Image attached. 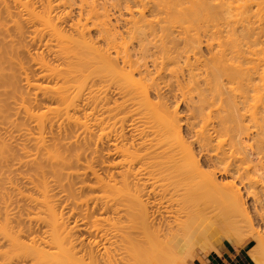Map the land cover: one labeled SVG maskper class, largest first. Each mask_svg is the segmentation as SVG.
Returning <instances> with one entry per match:
<instances>
[{"label":"rangeland","instance_id":"obj_1","mask_svg":"<svg viewBox=\"0 0 264 264\" xmlns=\"http://www.w3.org/2000/svg\"><path fill=\"white\" fill-rule=\"evenodd\" d=\"M1 1H3V3ZM19 1L22 2V1H29V0H19ZM41 1L40 0H30L27 3H28V6L30 9L34 8V10L37 11V13L39 12V14H40L43 10L45 11V9L43 8L44 7L43 3L45 1L44 0L42 2ZM55 1L56 0H54L53 2H55ZM87 1H89V2L92 1L90 4H92L93 6H91L89 4V2L86 3V5L84 4L85 6H82V8L84 7L83 9L85 11L82 8H80L81 10L78 9L79 6L77 4H79V3L76 2L75 6L70 5L71 8L69 7V3H67L68 5L65 4L64 8H62L63 7L62 5H61V7H59L60 5H58L59 8L57 6L51 7V10L49 12V16L52 15L50 18L52 19L51 23H53L55 26L54 29H56V27H57L58 30H56V31H59V33L61 32L64 35V38L67 37L68 39H70V38L73 39L75 42V45H76V41H77V46L80 48L79 49L80 51H79L78 49L75 48L77 46H75V45L73 46V40H72V45L70 43L71 46L69 45V42L64 43L66 47L68 45L71 48L73 47L72 49H68V54L71 53V55H66V54H64L65 51H63V49H60V46L59 47L56 46V44H57V41L55 39L56 37H54L53 33L49 32L50 31L49 29L44 30L45 28L40 26L39 23L36 24L37 22L35 23V22H33V20L31 21L29 18H27L28 15H27V13H25L26 11L25 10L20 11L22 9H20L17 5H15L16 3H13L14 0H0V5L2 6V7H0V10H1L0 11V17L2 18V15H3V18L0 19V29L2 30L0 32V34H1L0 37L2 39V40H0V45H1L0 50L2 51V52L0 51V55L2 56V53H3V56L5 54H7V58L10 57L7 60H10L13 62V64H12L11 62H9V61L7 62L5 60V63L6 64L8 63V64L7 65L2 64V66H1L3 68L5 67L3 70L4 76L6 75L5 78H7V75H9L12 78L10 79L8 76L9 80H6L5 78H4L5 79L4 81L0 80V86L3 82L5 83V84H2V86H1V88L3 87L4 91H1V88H0V96L2 95L0 98V102L3 104V105L0 104V108L2 109L0 111V143H2V141H3L5 146L8 145L7 148L11 147L10 149L8 148V150H10V151H8L10 153V155L7 158V160H5L6 162L7 161H9V162L8 163L0 162L1 163L0 166L2 167V168L0 167L1 168L0 174L1 173L4 174V175L2 174L4 177H2L0 175L2 177V178L0 177V210H1L0 211V220H2L1 218L3 216L1 214L3 211V205H2L3 203L2 202L5 199L4 200L5 205H6V203H8L6 206L8 208L7 209L8 213H10L9 215L12 216V218L14 217L13 219H10L12 227H14L15 229H18V228L20 229L23 226L25 228L24 229L22 227L23 230L21 231V232H23V233H21V240H23L24 242H28L30 237H33V236L35 237V238L34 237L33 238L37 240V243L40 245V248L43 251H45L46 254L48 255L47 260L45 261L47 264H60L59 262H62V264H63V263L68 262L67 258H70V259L76 258L77 260L79 258H81V259H83L84 263L87 262V255L84 252V247L88 242L91 243L94 240V237H93L94 232L92 231L93 228L90 230V225L87 226L84 223L87 221V218L90 221H93V219H95L96 217H98V219L102 218L104 221H102L100 223L103 226V228L108 230L107 231L108 233H112L113 230L116 229V227L119 228V226H122V224L125 223L124 221L126 220L125 218H127V217L121 211H112L108 207L112 206V208H114V204L116 202H118L121 198H124L122 196H124V194H125V191H124L125 188L130 189V190L127 189L129 191H126L128 194L132 193V188L134 186V183L135 182L137 183L136 178L139 177L136 175L137 173L135 174V172H136V170H139L138 166L141 165V163L138 162L135 157L140 155L147 148L146 146H148V144H150V140L152 138H155V134H157L156 131L161 130V129H159L158 126H156V125H158V118L161 119V117L166 115V114L170 115V118H172V116H173L172 119L175 121L174 123L179 125V126L178 125L176 126V124H175L177 131H178V134H180L179 136H181V137H178L175 134H173L176 136V137L174 136V139H173V135L171 134L172 137H170L171 139L169 138V141L170 140H172V141L176 140L177 141V140L182 139L186 143V145L187 144L190 145V147L193 149V152L195 153L194 155H197V156H195L196 159L198 158L199 154L197 153V148H196L197 146L195 144H192V142H193V138H192L193 132L192 131H197L201 127V125L204 123V120H203L204 117L201 116V114H202L201 112L206 110L205 112H203L204 114H206L207 110L210 107L208 109L206 108L203 111L200 110L201 112L197 110L198 109L197 107H199L200 102L201 103H202V101L205 102L206 98H208V100L210 98V101H211V99H213V101L215 102L214 103L215 107H216V104H219V101L216 100L218 98V96L215 99V97H213L215 95V93L212 92V94H210L211 93L210 91H212V90L210 89V87H208V83L206 81L204 82V80H203L205 75H203L204 73H203L202 68L206 70V68H204V67H206L205 63L207 64L211 60L210 56H213V52L214 51L218 52V50H221L222 47L221 48L219 47V49H218V47L215 46L217 43L219 44L221 39H223V38L225 39V40L223 39L224 41L222 40L220 42L221 45L224 46L225 48H227V46L230 43L234 44V41L233 42L230 41V43H229V39H228V37H226L227 35L225 36L226 33L223 32L225 30L228 31V28H229V30L231 28L234 29V32L237 31V32H235V35H234L235 38H233V36H231V37L234 40H236V43L239 41L237 43L238 47L236 44H234L236 46H234V45L232 46L230 44L232 46L231 51L233 52V54H235V53H238V51L235 52V50L240 49L239 51L242 52V56L245 55L244 60H242V57H240L241 60L240 59L239 60L241 61V63L237 59L238 56L234 57L236 54L233 56L234 58L231 56L230 59H232V58L234 59V60L232 59V62L234 61V64H236V61L238 60L237 62H239V64L243 67V69H244V67L250 69L249 70V72L251 74L250 77L252 78L251 80H249L248 89L245 92L246 93L245 94L246 100H245L244 106H243V103L241 104L242 106L240 105V103L238 105V109L241 110L239 112L245 113L248 117H250L252 115V113H254L255 111H258V110L264 108V75H263L264 74V15L263 14L260 15V13L256 11L257 8L255 10L256 6H253V5H252V7H251V5L249 6L251 11L247 13L248 15L247 14L241 15L240 13L237 15L236 10H238V8L239 9L242 8L246 4V0H237L236 2H234L232 4V10L229 13L230 15H228V14H227V16L225 15V18H224L225 20H224L222 18L224 16L220 15L221 17H219V15H218V13L219 14L221 13V7H222L220 5L221 0H219L220 2L218 0L217 1L212 0V2H210V3H212V5L210 4L209 6L212 7L213 11H212V9H209L208 11L211 10V12H209V13H211V15L209 13H207V8L209 6H207V8H205L204 11L200 10L201 6L199 4H201V0H200V3L198 2L199 0H197V1L192 0L191 3L189 2L191 0H189V1H187V4L184 3V0L183 1L180 0L181 3H180V1H177V0H167L168 3L166 2V0H165L166 3L162 2V0L161 1L159 0L160 2L158 0H156L159 3L162 2L160 5L155 0H149L148 4H150L152 6L151 8L155 11V8H154L155 5L154 4H156L157 5L156 8L159 7V11L158 12L157 11H155V12L150 11L149 13H152V14H148L147 11H144V13H145V15H143V17L145 16L144 21L147 20V22L149 21V23L151 21H154L155 23L154 22L150 23V26H152V27L154 26V28L156 26H157L156 28H158V25L161 26L160 28H162V27H164V24H166L167 25L166 28L173 31L172 36H170V38L172 37V43H174L173 42L174 40L178 43V44H176V42H175L176 45H172V46H174V47L176 46L178 48L174 49L173 47H171V48H173L172 51L175 50L174 53H172L171 49L168 48L169 52L171 54L170 56H169V53L166 54L167 52L164 53L163 51L158 50L159 51L158 53L160 55H162V57H161L160 55H158V53L156 54L158 57L160 56L159 61L161 59H163V56H165V55L167 56V58L163 59L164 61L162 60L163 62L160 61V63L165 62L164 65L161 63L163 65V67L162 66L159 67V65H158L159 61L156 60L158 62L157 64L155 63L157 69L156 68L154 69L153 66H152L153 70H152V68H150L151 65H153L152 59L154 58V56H152V59H149V61H148V59L145 60V61H148V62H145L148 64V65L145 64V67L147 70L149 68V71L152 74L151 76H149V78L153 77L151 79H153V80L156 79L153 81L152 84L150 82L152 80L147 79L148 77L144 76L145 77L144 78V77H142V75H141V77H139L140 75H138L139 74L138 72H136V73L130 72L131 76L133 75L132 76L133 80H128V78H127V80H128V85H127L128 87H127L125 84H123L125 82L127 83V81L122 80V77H127V76H124V74H122V73H125L127 71V66L121 67L120 62H118L117 66L114 67L115 72H114V69L113 70L111 69V71L109 70V72L106 70L104 72L102 70L98 71V69H97V71L94 72L92 70L93 69L92 67H91L92 69H90V67H89L90 64H87V62H85V61H80V58H81V60H83L84 59L83 57L84 56L86 57V53H87V47L83 46L85 44L81 43L80 38L83 37V41L87 39L86 42L89 40L90 41L89 45H91L90 43H92V46H94V47L105 48V42L103 44L102 39H104V41H105L107 35H109V34L113 35V33L115 34V32H119V33L121 32V34L123 35L122 38H124V36H125L127 39L124 38L125 39V41H124L122 39L117 38L119 41L116 39V42H117V43L115 42L117 44L116 46L125 42L126 47L127 46L128 47L126 48L124 46L125 45V43H124V44H122L121 49L126 48L129 51L134 49L133 51H136L135 49H137V46H135V45L138 42V40H134L131 37L126 36L122 32L124 29L122 27L123 23H121V21H119L121 23V25L120 24L117 25L114 22V20H116V18L120 14H122L123 19L128 18L129 14L127 13L128 14L127 15L125 12H123L124 8L122 6L123 2H120L121 0H115V1H113V0H95V1L94 0H86V2ZM144 1L147 3L146 0H144ZM150 1H153V2H150ZM53 2L51 4L56 5ZM115 2H116V5L120 4V3L121 4L116 6ZM178 2L180 3V5H178L179 4ZM185 2H186V0H185ZM188 2L190 4H192V6L196 9H192L193 7H191V5ZM214 2L217 4H215ZM94 3H96V4L94 5ZM173 3H174V5H173ZM175 3H177L178 7L176 6ZM218 3H220V4H218ZM168 4H171L172 6L168 5ZM184 4H185V6H187V5H189V6H187L185 8ZM66 5L68 6V8ZM87 5H88V8L86 7ZM166 5H167V7H166ZM89 6L92 7L91 8L92 10L96 9L98 6V8H97L98 10L96 9L98 12L95 10L98 13V15H101L100 13L106 12L105 13L106 15H103V16L105 18H106V16L109 17L108 18L109 21L111 20L110 24L111 25L113 24L112 25L113 27H115L117 25V27L113 28L114 30H112V31H111V29L106 31V33H105L106 35L103 34V36L102 35L100 36L97 33V31L95 30L96 27L94 29L93 28L94 26L92 25L93 22H95V21H93L94 20L93 18L96 16V12H95V16L93 17L92 10H91V13L89 11L90 10ZM163 6H165L164 8L166 10L168 8L169 11L167 10V12H166L164 10V8H162ZM180 6H181V8H180ZM183 6H184V8H183ZM213 6L215 7V9ZM4 7H6V8L3 9ZM75 7H78V8H75ZM172 7H174V8L172 9ZM40 8H42V9H40ZM52 8H53V10H52ZM55 8H56V10H55ZM137 8L140 9V7H137ZM137 8L136 9L134 8V10H132L133 12L135 11V13H133V15H134L133 18H135V16L136 17L139 16V14L136 12ZM182 8H183V10H182ZM2 9H3V11L6 10L8 12L7 13L8 16L10 15L11 17L10 16L6 17V14H5L6 11L3 12ZM64 9H66V10L69 9L68 13L70 12L71 14H66L64 16V14H65L64 11H66ZM177 9L178 10L180 9L179 10L180 12ZM261 9H264V7H262ZM86 10H88L89 13ZM101 10H103V11L101 12ZM156 10H158V8ZM171 10H172V13H171ZM176 10L178 12H176ZM190 10H192V11H190ZM194 10H195V13L193 12ZM44 11L42 12V14H44ZM82 11H84V12H82ZM196 11H198V12L200 11V12L197 14ZM217 11H219V12L216 13ZM262 11H264V10H262ZM169 12L171 13V15L169 14ZM183 12H186V14ZM187 12L190 13L192 16L188 15ZM201 12H202V15H201ZM212 12H213V15H212ZM66 13H67V11H66ZM79 13L84 15V16L86 14L87 17L89 15L90 16L92 15L91 16L92 18H90V16H89L88 19H91L93 22H91V20H89L87 22L86 19L84 20V16L78 15ZM136 13L138 15H136ZM203 13H204V16H203ZM168 14L170 17L168 16ZM184 14L187 15L186 16L187 18L184 17L185 16ZM222 14H224V13H222ZM77 15L81 16V18H79ZM86 16H85V18H87ZM103 16H101L102 17L101 19L104 18ZM194 16H195V18H194ZM211 16L214 18H210ZM98 17L100 18V16H97L96 17L97 20L95 19L97 23H99ZM112 17H113V19H112ZM218 17H219V19H218ZM78 18L80 19L79 20L80 24H83L84 22H86L85 24L89 25V26L88 25L85 26L83 24L84 28L86 27L85 31H86V29H88V30H87V32H85L86 34H83L82 37H80L79 36L80 34H78L80 32H77V31L75 32V30H76L75 28H77V30L79 28H83L82 25H81L82 27L78 26L79 28L75 27V23L77 22ZM139 18H140V16H139ZM139 18H137V19H139ZM165 18L166 19L168 18V19L166 20ZM193 18H194V20H193L194 22L192 21ZM196 18H198V19H196ZM242 18H244V19H242ZM9 19H11V20H9ZM173 19H175V22ZM178 19H180V21H183V22H181L182 23L181 29L179 27L180 23L177 22ZM201 19H203V20H201ZM222 19L224 20L225 23L223 22ZM237 19H238V22H237ZM159 20H161V21H159ZM185 20H188V21L184 22ZM242 20H244V21L242 22ZM11 21H13V22L15 21L14 23H19L20 25L19 24L18 25L20 27H22L21 31H20V34L21 33L22 34L20 36H19V34H17L18 36L16 35V33H17V32H15L16 29H15V27L12 26L13 22H11ZM164 21H168V23L164 22ZM209 21H211V23H212L211 25L209 24L210 23ZM1 22H3V26L1 24ZM147 22H145V23H147ZM219 22H221V23H219ZM240 22H241V24H240ZM79 23L78 24L76 23V24L80 25ZM90 23H92L91 26H90ZM149 23H147V24H149ZM171 23H172V25H171ZM216 23L218 25H221V26H218ZM114 24H116V25H114ZM154 24H156V25H154ZM173 24H174V26H173ZM190 24H191V26H190ZM225 24L227 25V27ZM229 24H230V26H228ZM72 25H74V26H72ZM138 25H142V23H139ZM192 25H194L193 26V32H192V30H190V29H192ZM142 26H143V28H142ZM142 26L140 28L142 30V32L146 31L147 28L149 29V27L145 28L144 25H142ZM207 26H208V28H207ZM88 27H90L91 30ZM194 27L196 28L197 32H194ZM204 27H206V28H204ZM36 29H37V31L35 32ZM140 29H138V31H140ZM202 29H203V31H202ZM208 29H210V30H208ZM217 29H218V31H217ZM242 29H244V31ZM47 30H49V31H47ZM186 30H188L189 35L183 34L184 32H187ZM46 31L49 33H47ZM78 31H80V29ZM180 31L182 33H180ZM212 31H213V33H215V31H216V33H219V36H222V37L220 38V37H217L218 35H215L218 39L219 38L220 39L219 40L217 39L218 42H216V40H215V42L214 41L212 42V40H211L213 45H209V46L212 48H210V47L207 48L208 44L206 45L205 38H206V42H208L207 40L209 38H207L206 32H208L207 35H211ZM193 33H195V35L197 34V36L194 35V39H193ZM157 34L159 35L158 32H157ZM52 35L54 38L52 37ZM98 35H99V37H98ZM112 35L109 36L108 38L112 37ZM183 35H185V36H183ZM186 36L188 39L192 38L193 40L198 41V42H196V43H198V44H196L197 45L196 48L194 47L195 50L191 51L192 48H189L188 45H187V47L190 50L189 51L186 50L187 49V47H186L187 42L185 44V40H184V37H186ZM78 37H80V38L75 41V39ZM102 37H104V38H102ZM117 37H119V36H117ZM197 37L199 40L197 39ZM98 38H100V40H98ZM173 38H174V40H173ZM236 38L239 40L237 41ZM130 39L133 41H131ZM65 40H67V39H65ZM65 40H64V42H67ZM70 40H68V41H70ZM226 40H227V42H225ZM240 40H242V42ZM1 41H2L4 46L1 44ZM78 41L80 42V44H78L79 43ZM130 41H131V43H130ZM118 42H122V43L118 44ZM144 43H146V41ZM242 43H244V44H242ZM7 45H11L10 49L12 52L10 51V49L8 48L9 46H7ZM79 45H82V46H79ZM167 45H169V43ZM230 45L228 48H231ZM2 46H3V48H2ZM120 46H118V47H120ZM239 46H240V48H239ZM82 47L85 48V49H83L84 51L86 50L85 52H83L81 50ZM118 47L116 48L117 50L120 49ZM4 49L5 50L7 49L5 51V54H4ZM58 49H60V50H58ZM123 49H122V51H123ZM165 49L167 50V47ZM176 49L178 52H176ZM61 50H62V52H61ZM70 50H72V51H70ZM76 50H78V51H76ZM183 50H186V52ZM222 50H225V49H222ZM58 51H59V53H58ZM133 51H131V53ZM160 51H161V53H160ZM72 52H74V53H72ZM81 52L83 55L79 54ZM110 52L112 53V54L110 53L111 58H112L114 53H113V51H110ZM156 52H157V49L154 51L153 54H155ZM217 52H216V55H217ZM219 52H218V55H220ZM227 52L228 51L226 50V53ZM78 54H79L80 58L77 56ZM87 55H88V53H87ZM66 56H67V58H69L68 60L66 59ZM137 56L139 57V55H137ZM137 56H135L134 58H136ZM4 57H5L4 59H6V56H4ZM61 57H63V58H61ZM77 57L79 58V60ZM226 57L228 58L230 56L227 55ZM226 57H225V59H226ZM11 58H13V59L11 60ZM72 58H74V59L72 60ZM209 58H210V60H209ZM246 58H247V61L245 60ZM155 59H157V57H155ZM166 59L169 63H167ZM170 59L171 60L173 59V60L171 61ZM1 60H2V58H1ZM75 60H76V62H75ZM196 60H198V62ZM69 61H71L72 63ZM78 61L80 62L79 64H81V70L83 72H80L81 70L79 71L80 68H79V66H77ZM150 61H152L151 62L152 64L150 63ZM242 61H245V62H242ZM66 62H67V64H66ZM81 62L82 63L85 62L86 65L82 66ZM229 62L230 61H228V64H229ZM9 63H11V64H9ZM149 63L151 65H149ZM201 63H204L205 66ZM208 64H207V67H208L207 69H209ZM8 65L9 66L11 65V68ZM66 65H67V67H66ZM68 65H69V67H68ZM46 66H48V67H46ZM84 67L86 69H84ZM93 67H95V65ZM118 67H119V69H117ZM158 67L162 68V69L159 70ZM6 68H7V70H6ZM44 68L46 70H48V69L52 70L51 72H53V70H55V73L59 72V74L54 73L55 74L54 75L51 73L52 74L51 75V74H49L50 71L48 72ZM77 68H79V69H77ZM56 69H58V70H56ZM67 69H69V73L71 71H73V73L70 74V75H72L71 76L72 79H71L69 77L70 76L69 73L65 72L67 74V75L65 74L67 76L66 81L69 80L70 83L71 82H73V83L70 84L67 82V84H69L71 86L68 85L67 88H69L70 90L65 89V91L67 92L69 90L68 92L70 94L67 93V95H66V92L63 91L65 93V96H63L64 93L61 92V95L63 96L62 97L59 92H58L59 94H57L55 92L58 91L57 89L60 85L61 86L63 85L60 83H63L61 81H64V79H65V77L63 76V74H64L63 71H68ZM71 69H73V70H71ZM76 69L79 72H75ZM120 69H121V71L122 70H124V71H122V73H121ZM129 69H128V71H129ZM87 70L91 71L89 75H88V73L86 74V72H89ZM130 70L132 71V68ZM154 71L155 72L157 71V75H159L158 77H156L157 75H154L155 74ZM159 71H160V73L158 74ZM43 72H47V73H43ZM60 72H62V74H60ZM74 72L76 74H74ZM110 72H112V73L110 74ZM118 72L121 74L122 77L118 74ZM78 73L79 74L81 73L82 75H85V74L86 75L83 76V79H81L82 75L80 74L81 75L80 78L76 79L77 77H79ZM117 74L121 78H119V76H117ZM57 75L59 76V78H57L58 77ZM73 75H75V76H73ZM61 76H62V78L64 77L63 80L60 79ZM123 81H125V82H123ZM130 81H132L133 83H131ZM224 81L225 80H223V82ZM80 82H81V84H80ZM223 82H222V85L226 87V85H224ZM14 83H16V84L14 85ZM26 83H28V84L26 85ZM205 83H207V85ZM224 83L226 84V82H224ZM32 84L34 86L39 85L43 89L38 88L39 86L37 88L33 87ZM65 84L63 86H65ZM4 85H7V86L4 87ZM11 85H13L12 87L14 89L11 87ZM124 85L126 88L124 87ZM230 85H231V87L235 88V92L231 93L226 88L228 93L225 91L224 96L222 95V97H226L225 96L226 93L227 94L231 93V95H232L233 93L235 94V93L240 92L241 88H239L240 90L236 89L237 83H236V85H233L231 83L228 84V86H230ZM44 86H45V88H44ZM52 86L56 87L55 92L53 91L54 89ZM146 86H148V88ZM238 86L240 87V85H238ZM7 87L8 88L10 87L11 89L10 88L8 89ZM206 88H207V92H206ZM142 89H145L144 92H146L147 97H148V98L146 97V102L144 100V98H145L144 94L145 93H143ZM120 90L121 91L123 90V92L129 91V93L125 92L126 93V97H125V93L121 94ZM208 93L210 95H208ZM72 94L73 95L77 94L78 96L76 95L73 97ZM204 94L206 97L204 96ZM59 95L61 97H59ZM211 95H213V96H211ZM130 96L132 97V99ZM235 96H238V95H235ZM65 97H67V98H65ZM199 97H200V99L204 98V100L199 102V100H200ZM62 98L67 99V100H64V99L62 100ZM227 98H228V96H227ZM227 98H225V99H227ZM69 100H70V102H69ZM71 101H72V103H71ZM147 101H149V102H147ZM67 102L70 104H68L69 107L66 105L67 106L66 110H68V111H66V113H65V109H64L65 106L64 105L67 104ZM206 102H207V99H206ZM144 103H146V104H144ZM149 104H151L154 107L155 106H157V107L152 108V106ZM202 105L203 104H201L200 107ZM149 106H151V107H149ZM46 107H52V109H53V107H55V109L57 108L56 110H58V111H50V112L43 114V112L45 110L44 108H46ZM200 107H199V109H200ZM215 107H211L210 109L214 110ZM149 109L150 110L152 109V115H153V113L155 114L158 112L159 116L155 114L153 117H151L152 115H150L151 112L149 113V111H150ZM153 109H155V110H153ZM155 111H157V112H155ZM164 111H166V113ZM29 112L32 114L33 113L34 114L42 113L43 116L41 115V117H40V115H38V118H40V119H38L37 117H34L35 118L34 119L32 114H31V116H32V118H31ZM147 112L149 113L150 116L147 114ZM123 116H125V117H123ZM154 118H155V120H154ZM174 118H176V119H174ZM257 118H259V117H257ZM73 119H75V120H73ZM153 120L155 121V123L153 122ZM116 122H118V123H116ZM160 122H159V124H160ZM90 124H92V125H90ZM150 124H152V125L150 126ZM246 124L250 127L256 126V120H252V118H249L246 120ZM258 124L262 128L264 127L263 122L261 124V122L258 121ZM210 125H211V123L207 126V129H210ZM159 126H161V124ZM154 129H156V131ZM115 133H116V136H115ZM121 135H123L124 137L122 138ZM190 136H192V137H190ZM98 137H101L102 139L98 138ZM119 137H121V139H119ZM179 138H181V139H179ZM95 139L96 140L98 139V140L95 141ZM122 139H124V140H122ZM120 140H122V141H120ZM138 140L139 141L141 140V141L139 142ZM142 140L145 141V146H143V148L144 147H146V148L143 149L141 146H139V149H138V147H137L139 145L138 143H141ZM36 141L39 142L40 144L39 143L37 144ZM135 143L138 145H134ZM189 143H191V144H189ZM250 143L251 142L247 143V145ZM113 144L117 147V149H116V147H113ZM130 144L132 147H130ZM38 145H41V146H39L40 148L38 147ZM118 147H119V149L120 148L121 149H120V151H117V153H115L116 150H119ZM114 148H115V150H114ZM123 151H124V153H123ZM48 153L50 154V156L47 155ZM36 154L38 156H36ZM55 154L57 155V157L59 159L58 161H54V159H50V158L54 157V156L52 157L51 155H55ZM10 156H12V158ZM10 158H11V160H10ZM134 158L136 159V161H134L135 160ZM52 160H53V162H52ZM118 161H119V164H117ZM113 162L115 163V165L117 164L120 167L117 165L113 167V164H112ZM122 162H124V163H122ZM137 162L140 165H138ZM18 163H19V165H18ZM55 163H57V164H55ZM107 163L109 165L111 164L112 167L110 168V170H107L105 172L107 166L104 167L101 165H108ZM86 165L87 166L89 165V168L91 166L90 169H93V170L95 169L94 172L96 174H98V177L103 179L102 180L103 182H101V183L96 182L97 183L96 184L95 181H98V180H95L96 178L92 176V173L90 174L89 171H92V170H89ZM112 168H113V170H112ZM75 171H76V173H75ZM73 172H74V174H72ZM115 172H117V173H115ZM142 173L143 172H141V174ZM56 174L58 175V177ZM111 174H113L112 175L113 177H111ZM145 175L146 174L143 173V175H140V176L142 178V176H145ZM107 177L108 178L111 177V178L108 179ZM143 178L142 179L145 180V178H147V176L143 177ZM216 178L218 180H220V179L224 180L223 176L216 175ZM101 179H100V181H101ZM111 179H114V180L112 181ZM109 180H110V182H108ZM9 183H10V185H9ZM42 184H43V186H42ZM85 184L90 186L91 188L86 187ZM123 186L125 188H123ZM39 187H40V190L42 188L44 190H47L46 192L44 191V193L46 194L45 197H47L46 201L50 202L49 205L52 204L50 206L51 207L53 206L52 208H53V210H55L54 211L55 215L57 214V216H58V217L57 216L56 217L57 218L60 217L57 220L58 221L60 220V222H61V224L59 223L60 226L58 224L57 228L55 227L56 233H58V231L60 229L62 231V232L60 231V233H58L59 236L56 235L59 238L58 240L60 241V242L59 241L58 242L61 244L51 245V244L47 243V245L50 246V251H47V250H49V247L45 243L43 245L44 240H46V238H47V236H45V235H47V233H49V231H50V228L48 227L47 222L45 221L46 219L44 218L46 216L45 215L46 213L43 212V210H42L43 208L42 209L40 208L41 211L39 210L40 211L39 213H41V214H39L41 216V218H39L38 215H37L38 219L32 218V217L37 218L36 215L34 216V214L37 210L33 206L31 198H37V197L40 198L41 195H45L42 192L43 189L41 191L42 194H41V192L40 193L38 192ZM119 188L120 189L123 188V189H121L122 192L119 191L120 190ZM257 188H258V186H257ZM257 188H256V191L251 190L252 192L257 193V195H253V194L245 195L246 193L241 191L243 194L244 207L246 209L244 215H242L241 213L232 209L231 206L227 202H224V201L221 202L219 204L220 205L219 208H217L215 210H210L207 213V216L210 218V220L212 222V224H210L209 226H212L215 222L217 223L224 218L228 219L229 222L228 223L226 222L227 224L226 223L220 224L221 226L219 229L221 231H217L218 234L214 233L215 231L213 230V227L215 225H213L212 228L209 227L208 229H205L204 230L205 232H203L201 237L195 238V239L192 238L191 239L192 242L190 239H188V240H190V242L188 241L189 244L186 242V247L182 251H179L172 256L171 255H165V256L159 255L158 256V258H159L158 264H187L188 261L192 260L198 254H204V255L207 254L208 252L212 251L218 244H220L223 241L238 243L239 241H242L246 238L248 240H252V238L249 236L252 234L251 232H253V230L258 231L261 235L263 234V236H264V227L262 225L263 223L259 220V217H258L259 213L264 212V209H262L260 211L259 210L260 206L259 205L255 206V204L257 205L255 200H263L264 198L262 197L263 195L261 193V189L260 188L257 189ZM66 196H68V197H66ZM2 197H3V200H1ZM143 199L145 200L144 197H143ZM253 202H255V204H253ZM165 203H166L165 205H166L168 211H171L174 209V206H172L170 202L166 201ZM253 206L255 208H253ZM205 207H206V205L200 206L201 209H204ZM108 210H110V211H108ZM32 214H33V216H32ZM123 216H125V217H123ZM170 216H172V215H170ZM42 217L45 219L44 221H43ZM175 217L176 216L174 215L169 219L170 224L172 226H175V224L178 222V221H176L178 216L176 217V219H174ZM180 220L181 219H179V221ZM90 221H88L87 224H91ZM16 222H18V223L16 224ZM44 222L46 223L47 226L45 225ZM93 223L94 222H92V224ZM100 223L98 222V224H100ZM77 224H79V225L77 226ZM80 224H81V226L83 225V228L80 226ZM92 224H91V227H94V225L92 226ZM74 226L76 227V230L74 229L75 228ZM72 227H74V228L72 229ZM69 228H70V230H69ZM79 228L82 230H80ZM64 229H65V231H64ZM44 232H45V234H44ZM60 236H63L64 238L61 239L62 237H60ZM43 238H44V240H43ZM0 241H1V238H0ZM252 242L254 245L256 244L255 241L252 240ZM62 243H63V245H62ZM116 244H118V243H116ZM62 246H63V249H62L61 254H63V255L59 254L61 252L60 249ZM105 246H107L109 248L108 252L112 251L113 250L112 248L115 249V246H112V245L111 246L105 245ZM4 247L5 246L2 245V247H0V250L2 249V251H3ZM110 247H111V250H110ZM58 248H60V249H58ZM66 251H67V253H66ZM102 251L103 250H101V252ZM48 252H49V254H48ZM58 254L61 255V257H63V258L65 257L66 259L65 258L59 259ZM72 254L74 257L72 256ZM50 256L52 257L51 260L52 261L54 260L55 262L53 261V263H50V262H52L50 260ZM261 257L264 259V251L262 252ZM68 264H69V262H68Z\"/></svg>","mask_w":264,"mask_h":264},{"label":"bare ground","instance_id":"obj_2","mask_svg":"<svg viewBox=\"0 0 264 264\" xmlns=\"http://www.w3.org/2000/svg\"><path fill=\"white\" fill-rule=\"evenodd\" d=\"M30 1V0H29ZM29 1H19V0H14V2L13 3H16L15 5H17L20 9H22V10H20V11H23V10H25L24 12L25 13H27V15H28V17L27 18H29L31 21L33 20V22H37L36 24H40V26H42V27H44L43 29L44 30H46V29H49V30H47V31H49V32H51V33H53L54 34V37H56L55 39H56V41H57V44H56V46L57 47H59L60 46V49H63V51H65V53L64 54H66V55H71V53H69L68 54V49H72L71 47H69V45H70V43H71V45H72V40L73 39H71L70 37V39H68L67 37H65L64 38V35L62 36L60 33H59V31H56V30H58L57 29V27H56V29H54V24L53 23H51L52 21V19L50 18L51 16H49V12H50V10H51V7H58V5H60L59 7H61V5L63 6L62 8H64V6H65V4H67V3H69V7L71 8V6L70 5H74L75 6V3L76 2H78L79 4H77L78 6H79V8L78 7H75V8H78V9H80V8H82V6H85L86 5V3H88L89 1H87L86 2V0H56L55 2H53L54 0H44L45 2L43 3V5H44V9H45V11H44V14H42V12L39 14V12L37 13V11H35L34 10V8H32V9H30L29 8V6H28V3L27 2H29ZM41 1V0H40ZM43 1V0H42ZM41 1V2H42ZM95 1V0H94ZM113 1H115V0H113ZM112 1V2H113ZM147 1V3L144 1V0H121L120 2H123V8H124V11L123 12H125L126 14L128 13L129 14V19L128 18H124L123 19V16H122V14H120L117 18H116V20H114V22L117 24V25H121V23H123L122 24V27H123V33L126 35V36H129V37H131L132 39H134V40H138V44L136 43V45L135 46H137V49H135L136 51H133V50H131V51H133L132 53H131V51H129V50H127L126 48L128 47H126V43H125V49H123V51H122V49H121V47H122V44H124V43H122V42H118V44H120V43H122V44H120V45H118V46H120V47H118V46H116L117 44V42H116V39L117 38H119V39H122V40H124L125 41V39L124 38H126L125 36H124V38H122L123 37V35L121 34V32L119 33V32H115V34L113 33V35H112V37H110V38H108L109 36H111L110 34L109 35H107L106 36V39H105V41H104V39H102L103 40V44H104V42H105V48H100V47H94V46H92V43H90L91 45H89V40L86 42V40H84L83 41V34H86L85 32H87V30L88 29H86V31H85V28H84V26H83V24L85 25V26H87L85 23L86 22H84L83 24H80L79 23V18H81V16H78V15H82L83 13L82 12H84V11H82L81 13L82 14H78L77 16L79 17L78 18V20H77V24L79 23L80 25H77L76 23H75V27H82L83 26V28H79L80 29V31H78L77 30V28H75L76 30H75V32L77 31V32H80V33H78V34H80L79 36L80 37H82V38H80V37H78V38H76L75 39V41L77 40V39H79L80 38V40H81V43L83 44H85V45H83L84 47H87V53H88V55H87V53H86V57L84 56L82 59L83 60H81V58L79 57V54H82V52L81 53H79L77 56L80 58V61H85V62H87V64H90V69H92L94 72L95 71H97V69H98V71H108L109 72V70L111 71V69L113 70L114 69V67L115 66H117V64H118V62H120L121 63V67H125V66H127V71L125 72V73H122V71H124V70H122L121 71V69H120V71H121V73L122 74H124V76H127V77H122L121 76V74L118 72V74L122 77V80H125V81H127V83L125 82V81H123V82H125V83H123V84H125L126 86L128 85V80H133V78H132V76H131V73L130 72H132V73H136V72H138L137 74L138 75H140L139 77H141V75H142V77H148L147 79H150V80H152V81H150L151 82V84L153 83V81L154 80H156V79H151V78H153V77H150L149 78V76H151L152 74H151V72L149 71V68H148V70L146 69V67H145V64H147V63H145V62H148L149 61V59H152V56H154V58L152 59V61H150V63L152 62L153 63V65H151L150 63H149V65H151V67L150 68H152V66H153V68L155 69H157V67H156V64L158 63L156 60H158L159 61V58H160V56L162 57V55H160L158 52V50H161V51H163L164 53H166V54H168L169 53V56L171 55L170 54V52H169V49H171V52L172 53H174L175 52V50L174 51H172L173 50V48L175 49V48H178V47H174V46H172V45H176V44H178L175 40H174V38H173V42L174 43H172V37L170 38V36H172V32L173 31H171V30H169V29H167L166 27H167V25L166 24H164V27H162V28H160L161 26H159L158 25V28H154V26L152 27V26H150V23L151 22H154V21H151L150 23H149V21L147 22V20L146 21H144V18H145V16L143 17V15H145V13H144V11H147L148 12V14H152V13H149L150 11L152 12H155V11H159V7H157L158 8V10H156L157 8H156V4H154L153 6H154V8H155V11L151 8L152 6L150 5V4H148V1L149 0H146ZM156 1V0H155ZM154 1V2H155ZM159 1V0H158ZM161 1V0H160ZM159 1V2H160ZM177 1H180V0H177ZM176 1V2H177ZM183 1V0H182ZM187 1H189V0H186V2H185V0H184V3H186L187 4ZM194 1V0H193ZM197 1V0H196ZM215 1H217V0H215ZM219 1V0H218ZM237 0H221V4L220 3H218V4H220L222 7H221V13L219 14L218 12L219 11H217L216 13H218V15H219V17H221V16H224V17H222L223 19L225 18V15L227 16V14L228 15H230L229 13L231 12V10H232V4L234 3V2H236ZM2 3H3V1H1ZM40 2V3H41ZM55 3L56 5H52L51 3ZM92 1H90L89 2V4L91 3ZM150 2H153V1H150ZM157 2V1H156ZM159 2H157V3H159ZM162 2H165V0H162ZM161 2V3H162ZM166 2H167V0H166ZM165 2V3H166ZM170 2V1H169ZM190 3L192 2V0L191 1H189ZM188 2V3H189ZM199 3H200V0L198 1ZM210 2H212V0H201V4H199L201 7H200V10H205V8H207V6H209L210 4L212 5V3H210ZM220 2V1H219ZM1 3V4H2ZM161 3H159V5L161 4ZM168 3V2H167ZM172 3V2H171ZM179 3V2H178ZM180 3H181V1H180ZM180 3L178 4V5H180ZM189 3V4H190ZM215 3V2H214ZM85 4V5H84ZM88 4V5H89ZM96 3H94V5H95ZM99 4V3H98ZM97 4V5H98ZM111 4V3H110ZM121 4V3H120ZM120 4H117V5H120ZM164 4V3H163ZM162 4V5H163ZM176 4V6L178 7V5H177V3H175ZM194 4V3H193ZM198 4V3H197ZM215 4H217V3H215ZM3 5V4H2ZM42 5V6H43ZM68 5V4H67ZM66 5V6H67ZM88 5L86 6L87 8H88ZM91 6H93L92 4H90ZM115 5H116V2H115ZM116 5V6H117ZM158 5V6H159ZM161 5V6H162ZM165 5V4H164ZM168 5H171V4H168ZM173 5H174V3H173ZM191 5V7H193L192 6V4H190ZM195 5V4H194ZM204 5V6H203ZM214 5V4H213ZM251 5V7H252V5L253 6H256L255 7V10H256V8H257V12H259L260 13V15L261 14H263L264 15V11H262V10H264V9H261L262 7H264V0H246V4L242 7V8H238V10H236L237 11V15L240 13L241 15H246L248 12H250L251 10H250V8H249V6ZM40 6V5H39ZM41 6V7H42ZM91 6H89L90 8V13H91ZM99 6V5H98ZM98 6H97V8H98ZM115 6V7H116ZM172 6V5H171ZM170 6V7H171ZM184 6H185V4H184ZM184 6H183V8H184ZM187 6H189V5H187ZM187 6H185V8L187 7ZM258 6V7H257ZM0 7H2L1 5H0ZM58 7V8H59ZM85 7V8H86ZM103 7V6H102ZM105 7V6H104ZM137 7H140V9L139 8H137ZM165 6H163L162 8H164ZM166 7H167V5H166ZM169 7V8H170ZM199 7V6H198ZM197 7V8H198ZM210 7V6H209ZM207 8V13H209V12H211V10L210 11H208L209 9H212V7H210V8ZM214 7V6H213ZM217 7V6H216ZM234 7V6H233ZM6 7H4L3 9H5ZM61 8V9H62ZM67 8H68V6H67ZM96 8V9H97ZM114 8V7H113ZM119 8V7H118ZM121 8V7H120ZM134 8L136 9L137 8V13L139 14V16H140V18H139V16L138 17H136L135 16V18H133V13H135V11L133 12L132 10H134ZM174 7H172V9H173ZM180 8H181V6H180ZM183 8H182V10H183ZM189 8V7H188ZM202 8V9H201ZM261 10H260V9ZM3 9H2V11H3ZM40 9H42V8H40ZM94 9V8H93ZM96 9H94V10H92V14H93V17L95 16V12L98 10H96ZM102 9V8H101ZM104 9V8H103ZM139 9V10H138ZM151 9V10H150ZM191 9V8H190ZM192 9H196V8H192ZM199 9V8H198ZM197 9V10H198ZM214 9H215V7H214ZM237 9V8H236ZM9 10V9H8ZM52 10H53V8H52ZM55 10H56V8H55ZM58 10V9H57ZM64 10H66V9H64ZM71 10V9H70ZM81 10V9H80ZM96 10V11H95ZM164 10L167 12V10L169 11V9L167 8V10L164 8ZM178 10V9H177ZM176 10V12H178ZM1 11V10H0ZM4 11H6V10H4ZM3 11V12H4ZM62 11V10H61ZM66 11H67V13H66ZM66 11H64L65 12V14H64V16L66 15V14H71L70 12L68 13V11H69V9H67ZM73 11V10H72ZM88 13H89V11L88 10H86ZM103 10H101V12H102ZM105 11V10H104ZM113 11V10H112ZM120 11V10H119ZM122 11V10H121ZM139 11V12H138ZM162 11V10H161ZM174 11V10H173ZM186 11V10H185ZM190 11H192V10H190ZM212 11H213V9H212ZM262 11V12H261ZM52 12V11H51ZM63 12V13H64ZM86 12V13H87ZM94 12V13H93ZM98 12V11H97ZM96 12V16L93 18L94 20L93 21H95V22H93L91 19H88L89 18V16L87 17L86 16V14H85V16L87 17V18H85V16L84 15H82V16H84V20L86 19V21L88 22L89 20H91V22H93V24L92 23H90V26H91V24L94 26H92L94 29H95V27H96V31H97V33L101 36H103V34H105L106 33V31H108V30H110L111 29V31L112 30H114L113 28H115V27H117V25L116 24H114V25H116L115 27H113L111 24H110V21H109V17H107L106 16V18L103 16V15H106L104 12V14L103 13H100L101 15H98V13ZM118 12V11H117ZM165 12V13H166ZM180 12V11H179ZM194 13H195V10L193 11ZM197 12V14L200 12H198V11H196ZM235 12V11H234ZM8 12L6 11V17H9L8 16V14H7ZM136 13V15H138ZM171 13H172V10H171ZM171 13L169 12V14L171 15ZM183 13H185L186 14V12H183ZM188 13V12H187ZM192 13V12H191ZM215 13V14H216ZM222 13H224V14H222ZM4 14V15H5ZM118 14V13H117ZM127 14V15H128ZM169 14H168V16H169ZM175 14V13H174ZM173 14V15H174ZM181 14V13H180ZM184 14V15H185ZM210 15H211V13H209ZM88 15V14H87ZM111 15V14H110ZM172 15V16H173ZM176 15V14H175ZM182 15V14H181ZM188 15H191L190 13H188ZM201 15H202V12H201ZM200 15V16H201ZM207 15V14H206ZM209 15V16H210ZM212 15H213V12H212ZM221 15V16H220ZM248 15V14H247ZM13 16V15H12ZM92 16V15H91ZM90 16V18H92ZM97 16H100V18L98 17V22L99 23H97L96 22V20H97ZM101 16H103L104 18L103 19H101L102 17ZM112 16V15H111ZM110 16V17H111ZM115 16V15H114ZM155 16V15H154ZM153 16V17H154ZM179 16V15H178ZM187 15H185L184 17L185 18H187L186 17ZM192 16V15H191ZM198 16V15H197ZM203 16H204V13H203ZM11 17V16H10ZM14 17V16H13ZM12 17V18H13ZM158 17V16H157ZM170 17V16H169ZM168 17V18H169ZM182 17V16H181ZM217 17V16H216ZM219 17H218V19H219ZM237 17V16H236ZM239 17V16H238ZM243 17V16H242ZM2 18H3V15H2ZM1 17H0V19H2ZM137 18H139V19H137ZM147 18V17H146ZM160 18V17H159ZM163 18V17H162ZM167 18V19H168ZM184 18V19H185ZM194 18H195V16H194ZM194 18L192 19V21L194 20ZM199 18V17H198ZM198 18H196V19H198ZM206 18V17H205ZM210 18H214V17H210ZM209 18V19H210ZM227 18V17H226ZM229 18V17H228ZM88 19V20H87ZM96 19V20H95ZM112 19H113V17H112ZM152 19V18H151ZM154 19V18H153ZM158 19V18H157ZM166 19V18H165ZM166 19V20H167ZM171 19V18H170ZM189 19V18H188ZM195 19V20H196ZM217 19V18H216ZM222 19V20H223ZM242 19H244V18H242ZM246 19V18H245ZM9 20H11V19H9ZM66 20V19H65ZM103 20V21H102ZM172 20V19H171ZM174 20V22H175V19H173ZM182 20V19H181ZM200 20V19H199ZM201 20H203V19H201ZM206 20V19H205ZM225 20V19H224ZM224 20H223V22H224ZM240 20V19H239ZM102 21V22H101ZM119 21H121V23L119 22ZM159 21H161V20H159ZM186 21H188V20H185L184 22H186ZM191 21V22H192ZM207 21V20H206ZM213 21V20H212ZM231 21V20H230ZM244 20H242V22H243ZM11 22H13V21H11ZM15 22V21H14ZM12 23V26L13 27H15V32H17L16 33V35L17 34H19V36L22 34H20V31H21V28L22 27H20L19 25V23ZM17 22V21H16ZM81 22V21H80ZM145 22H147V23H149V24H147V23H145ZM157 22V21H156ZM164 22H167L168 23V21H164ZM172 22V21H171ZM177 22L178 23H180V29H181V22H183V21H180V19H178L177 20ZM194 22V21H193ZM196 22V21H195ZM199 22V21H198ZM210 23V25L212 24L211 23V21H209ZM217 22V21H216ZM222 22V23H223ZM237 22H238V19H237ZM96 23V24H95ZM112 23V22H111ZM139 23H142V25H146L145 26V28H147V27H149V29L147 28V30L146 31H143L142 32V30L140 29L141 28V26L142 25H138ZM155 23V22H154ZM161 23V22H160ZM206 23V22H205ZM219 23H221V22H219ZM225 23V22H224ZM1 24H2V26H3V22H1ZM19 24V25H18ZM53 24V25H52ZM208 24V23H207ZM206 24V25H207ZM217 24V23H216ZM227 24V23H226ZM225 24V25H226ZM231 24V23H230ZM230 24L228 25V26H230ZM240 24H241V22H240ZM239 24V25H240ZM15 25V26H14ZM82 25V26H81ZM149 25V26H148ZM154 25H156V24H154ZM166 25V26H165ZM171 25H172V23H171ZM203 25V24H202ZM205 25V24H204ZM209 25V26H210ZM218 25V24H217ZM224 25V24H223ZM72 26H74V25H72ZM89 26V25H88ZM163 26V25H162ZM173 26H174V24H173ZM187 26V25H186ZM189 26V25H188ZM190 26H191V24H190ZM193 26L194 25H192V29H190V30H192V32H193ZM201 26V25H200ZM218 26H221V25H218ZM119 27V26H118ZM121 27V26H120ZM169 27V26H168ZM198 27V26H197ZM223 27V26H222ZM225 27V26H224ZM226 27H227V25H226ZM225 27V28H226ZM89 29H90V27H88ZM92 28V29H93ZM142 28H143V26H142ZM203 28V27H202ZM204 28H206V27H204ZM207 28H208V26H207ZM220 28V27H219ZM74 29V28H73ZM119 29V28H118ZM138 29H140V31L142 32H140V31H138ZM171 29V28H170ZM187 29V28H186ZM201 29V28H200ZM232 29V28H231ZM229 30V28H228V31H223V32H225L226 34H225V36L226 37H228V39H229V43H230V41L231 42H233L234 41V44H236L237 45V43L239 42L238 40L239 39H237V43H236V40H234L233 38H235L234 37V35H235V32H237V31H235L234 32V29H232V30ZM91 30V29H90ZM144 30V29H143ZM196 30V28L194 27V32H197V30ZM205 30V29H204ZM208 30H210V29H208ZM243 31H244V29H242ZM2 30L0 29V32H1ZM37 31V29L35 30V32ZM46 31V32H47ZM182 31V30H181ZM180 31V33H182ZM187 32H184L183 34H188V30H186ZM202 31H203V29H202ZM201 31V32H202ZM207 31V30H206ZM217 31H218V29H217ZM4 32V31H3ZM49 32H47V33H49ZM157 32L159 33V35L157 34ZM5 33V32H4ZM38 33V32H37ZM205 33V32H204ZM203 33V34H204ZM207 34H208V32H206ZM213 31L211 32V35H207L206 34V36H207V38H209L207 41L208 42H206V38H205V43H206V45L208 46L207 48H209L210 46L209 45H213L212 44V42L214 41L215 42V40H216V42H218V40L222 37V36H219V33H216V31H215V33H213ZM240 33V32H239ZM8 34V33H7ZM108 34V33H107ZM222 34V33H221ZM237 34V33H236ZM99 35H98V37H99ZM106 35V34H105ZM189 35V34H188ZM194 35H195V33H193V39H194ZM199 35V34H198ZM215 35H218L217 37H220L219 39L215 36ZM238 35V34H237ZM0 36H1V34H0ZM18 36V35H17ZM85 36V35H84ZM97 36V35H96ZM117 36H119V37H117ZM183 36H185V35H183ZM195 36H197V34L195 35ZM204 36V35H203ZM202 36V37H203ZM224 36V37H225ZM231 36H233V38L231 37ZM243 36V35H242ZM52 37H53V35H52ZM53 37V38H54ZM189 37V36H188ZM199 37V36H198ZM198 37H197V39H198ZM237 37V36H236ZM240 37V36H239ZM244 37V36H243ZM101 38V37H100ZM100 38H98V40H100ZM102 38H104V37H102ZM196 38V37H195ZM211 38V39H210ZM214 38V39H213ZM65 39H67V40H65ZM85 39V38H84ZM127 39V38H126ZM188 38H187V36L186 37H184V40H185V44H186V42H187V44H186V47H187V45H188V47L189 48H192L191 49V51L192 50H195V48H196V44H198V43H196V42H198L197 40H193L192 38H189L188 40H187ZM218 39V40H217ZM224 39V38H223ZM223 39H221V41L223 40ZM227 39V40H228ZM244 39V38H243ZM242 39V40H243ZM246 39V38H245ZM0 40H2L1 39V37H0ZM64 40L65 41H67V42H64ZM68 40H70V41H68ZM118 40V39H117ZM131 40V39H130ZM183 40V41H184ZM199 40V39H198ZM210 40V41H209ZM211 40H212V42H211ZM225 40V39H224ZM223 40V41H224ZM227 40L225 41V42H227ZM242 40H240L241 42H242ZM83 41V42H82ZM119 41V40H118ZM131 41H133V40H131ZM131 41H130V43H131ZM146 41V43H144ZM220 41V42H221ZM69 42V45L66 47L65 46V44L64 43H68ZM79 42V41H78ZM116 42V43H115ZM175 42H176V44H175ZM210 42V43H209ZM219 42V44L217 43H215L216 45L215 46H217L218 47V49H219V47L221 48V50H218V52H219V54L220 55H218V52L217 51H214L213 52V56H210V58H211V60H210V58H209V69H207L208 67H207V64L205 63V65H206V67H204V68H206V70L205 69H203L202 68V70H203V75H205L204 76V78H203V80H204V82L206 81L207 83H208V87H210V89L212 90V91H210L211 93L210 94H212V92L213 93H215V95L213 96V95H211V96H213V97H215V99H216V97L218 96V98L216 99L217 101H219V104H216V107L214 106L215 104V102L213 101V99H211V101H210V98H209V100H208V98H206L207 99V102H206V99H205V102L204 101H202V100H204V98L203 99H200V97H199V102L200 101H202V103L200 102V104H199V107H200V105L201 104H203L201 107H200V109H199V107H197L198 109V111H203V110H205L206 108L208 109L209 107L211 108V107H215L214 108V110H211L210 108L207 110V112H206V114H204L203 112H205V111H203V112H201L202 114H201V116L202 117H204V123L201 125V127L197 130V131H192L191 133H192V135H193V137L192 136H190V137H192L193 138V142H192V144H195L197 147V153L199 154V156H198V158L196 159V157L195 156H197V155H194L195 153L193 152V149L190 147V145H186V143L181 139V138H179V139H181V140H170L169 141V138L170 137H172L171 136V134L173 135V134H175L176 136H178V137H181V136H179L180 134H178V131H177V128H176V126L178 125V124H176V123H174L175 121L172 119L173 118V116H172V118H170V115H164V116H162L161 117V119L160 118H158V125H156V126H158L159 127V129H161L160 131L158 130V131H156V129H154L156 132H157V134H155V138H152L151 140H150V144H148V146H146V147H144V148H146L140 155H138V156H136L135 158L137 159V161L138 162H140L141 163V165L140 164H138V162H137V164L138 165H140V166H138V168H139V170H136V172H135V174L137 175V176H139L138 178H136V181H137V183L135 182L134 183V186H133V188H132V193L131 194H128L126 191H129L130 189L129 188H127V189H129V190H127L124 186H123V188H125L124 189V191H125V194L127 195H125L124 194V196H122V197H124V198H121L118 202H116L115 204H114V208H112V206H109L108 208L109 209H111L112 211H121L127 218H125L126 220L124 221L125 223H123L122 224V226H119V228L118 227H116V229L115 230H113V232L112 233H108L107 231V229H105V228H103V226L101 225V223L100 222H102V221H104L102 218H100V219H98V217H96L95 219H93V221H90L88 218H87V221L86 222H84L87 226L88 225H90V230L93 228V237H94V240L91 242V243H87L86 245H85V247H84V252H85V254L87 255V262L86 263H84V261H83V259H81V258H79L78 260L76 259V258H74V259H70V258H67V261L69 262V264H158V260H159V258H158V256L160 255V256H165V255H174V254H176L177 252H179V251H182L185 247H186V242L188 243V241L190 242V240L192 239V238H199V237H201V235L203 234V232H205L204 230L205 229H208L209 227H211L212 228V226L213 225H215L214 227H213V230L215 231L214 233L216 234H218V232L217 231H221L219 228H220V224H225L226 222L228 223L229 221H228V219H226V218H224V219H222V220H220L219 222H215L212 226H209L210 224H212V222H211V220H210V218L207 216V213L210 211V210H215V209H217V208H219V204L221 203V202H227L230 206H231V208L232 209H234L235 211H237V212H239V213H241L242 215H244V213H245V211H246V209H245V207H244V201H243V194H242V192L241 191H243L244 193H246L245 195H251V194H253V195H257V193H254V192H252L251 190H254V191H256V188H257V186H258V188H260L261 189V193H262V197L264 198V127L262 128L259 124H258V121H260L261 122V124H262V122L264 123V108H262V109H260V110H258V111H255L254 113H252V115L250 116V117H248L245 113H241V112H239V111H241V110H239L238 109V105H239V103H240V105L243 103V106H244V103H245V100H246V96H245V92L247 91V89H248V84H249V80H251L252 78L250 77V72H249V70L250 69H248V68H245L244 67V69H243V67L239 64V62L241 63V58L240 57H242V60H244V56L245 55H243L242 56V52L241 51H239L240 49H237V50H235V52L236 51H238V53H235V54H233V52L231 51L232 50V46L234 45V44H229L230 45V47L231 48H228L229 47V45L227 46V48H225L224 46H222L221 45V43ZM5 43V42H4ZM56 43V42H55ZM100 43V42H99ZM169 43V45H167ZM224 43V42H223ZM1 44L3 45V43H2V41H1ZM59 44V45H58ZM78 44H80V42L78 43ZM133 44V43H132ZM135 44V43H134ZM171 44V45H170ZM184 44V45H185ZM200 44V43H199ZM241 44V43H240ZM242 44H244V43H242ZM70 45V46H71ZM75 45V42H74V40H73V46ZM147 45V46H146ZM221 45V46H220ZM224 45V44H223ZM236 45H234V46H236ZM1 46V45H0ZM4 46V45H3ZM3 46H2V48H3ZM7 46H9L8 48L10 49V46L11 45H7ZM13 46V45H12ZM55 46V45H54ZM75 46H77V41H76V45ZM79 46H82V45H79ZM123 46V47H124ZM149 46V47H148ZM242 46V45H241ZM78 47V46H77ZM77 47H75L76 49H80L79 47L77 48ZM120 48V49H116V48ZM167 47V50L165 49ZM171 47H173V48H171ZM188 47H187V51H189L190 49H188ZM195 47V48H194ZM224 47V48H223ZM237 47H238V45H237ZM1 48V47H0ZM6 48V47H5ZM12 48V47H11ZM132 48V47H131ZM169 48V49H168ZM185 48V47H184ZM194 48V49H193ZM210 48H212V47H210ZM235 48V47H234ZM239 48H240V46H239ZM13 49V48H12ZM60 49H58V50H60ZM83 49H85V48H81V50L83 51V52H85ZM157 49V52L155 53V54H153L154 53V51ZM180 49V48H179ZM199 49V48H198ZM222 49H225V50H222ZM7 50V49H6ZM5 49H4V54H5V51H6ZM78 50H76V51H78ZM122 52H121V51ZM186 50H183V51H185L186 52ZM197 50V49H196ZM210 50V49H209ZM226 50L228 51L227 53H226ZM1 51V50H0ZM10 51H11V49H10ZM70 51H72V50H70ZM75 51V50H74ZM80 51V50H79ZM110 51H113V53H114V57L112 56V58H111V52ZM120 51V52H119ZM153 51V52H152ZM161 51H160V53H161ZM181 51V50H180ZM2 52V51H1ZM12 52V51H11ZM61 52H62V50H61ZM162 52V53H163ZM176 52H178L177 51V49H176ZM211 52V51H210ZM216 52H217V55H216ZM7 53V52H6ZM58 53H59V51H58ZM72 53H74V52H72ZM111 53V54H110ZM158 53V55H160L159 57L156 55ZM215 53V54H214ZM63 54V53H62ZM77 54V53H76ZM211 54V53H210ZM228 56H230V57H226L227 55ZM83 55V54H82ZM137 55H139V57L137 56ZM156 55V56H155ZM216 55V56H215ZM235 55V56H234ZM4 56H6V59H4L5 57ZM3 56V53H2V56L0 55V60H1V58H2V60L0 61V80H2V81H4L5 79L6 80H9V78L11 79L12 77H10L9 75H7V78H8V76H9V78L7 79V78H5L6 77V75L4 76V74H3V70H4V68L3 67H1L2 66V64L4 65V64H6L5 63V60L8 62H11L12 64H13V62L12 61H10V60H7V59H9L10 57H8L7 58V54H5ZM9 56V55H8ZM76 56V55H75ZM135 56H137L136 58H134ZM166 56V55H165ZM165 56H163V59L164 58H167V56L165 57ZM231 56L233 57H236V56H238L237 57V59L239 60V62H237L236 60V64H234V61L232 62V59L234 58H232V59H230L231 58ZM15 57V56H14ZM72 57V56H71ZM77 57V58H78ZM155 57H157V59H155ZM174 57V56H173ZM213 57V58H212ZM225 57H226V59H225ZM61 58H63V57H61ZM79 58H78V60H79ZM134 58V59H133ZM169 58V57H168ZM172 58V57H171ZM175 58V57H174ZM13 58H11V60H12ZM16 59V58H15ZM66 59L68 60L69 58H67V56H66ZM71 59V58H70ZM74 58H72V60H73ZM146 59H148V61H145ZM163 59H161L160 61H162ZM236 59V58H235ZM17 60V59H16ZM71 60V61H72ZM171 60V59H170ZM173 60V59H172ZM171 60V61H172ZM234 60V59H233ZM246 61H247V58L245 59ZM4 61V62H3ZM65 61V60H64ZM71 61H69V62H71ZM160 61H159V63H160ZM164 61V60H163ZM162 61V62H163ZM166 61H167V59H166ZM197 62H198V60H196ZM203 61V60H202ZM228 61H230L229 62V64H228ZM75 62H76V60H75ZM85 62H81L82 63V66L83 65H86V63ZM161 62V63H162ZM242 62H245V61H242ZM11 63H9V64H11ZM42 63V62H41ZM45 63V62H44ZM72 63V62H71ZM78 64L80 63L79 61L77 62ZM156 63V64H155ZM158 63V65H159V67L160 66H162L163 67V65L165 64V62L164 63H160L159 64ZM167 63H169L168 61H167ZM238 63V64H237ZM8 64V63H7ZM6 64V65H7ZM43 64V63H42ZM66 64H67V62H66ZM77 64V66H79V68H77V69H79V71L81 70V64H79L78 65ZM201 64H203L204 65V63H201ZM45 65V64H44ZM76 65V64H75ZM95 65V67H93ZM148 65V64H147ZM157 65V66H158ZM202 65V66H203ZM204 65V66H205ZM9 66V65H8ZM43 66V65H42ZM71 66V65H70ZM10 68H11V65L9 66ZM46 67H48V66H46ZM66 67H67V65H66ZM68 67H69V65H68ZM76 67V66H75ZM92 67V68H91ZM120 67V68H121ZM134 67V68H133ZM158 67V68H159ZM132 68V71L130 70V69ZM141 68V69H140ZM153 68H152V70H153ZM45 69V68H44ZM77 69L75 70V72H79V71H77ZM84 69H86L85 67H84ZM89 69V68H88ZM117 69H119V67L117 68ZM124 69V68H123ZM128 69H129V71H128ZM143 69V70H142ZM145 69V70H144ZM160 69H162V68H159V70ZM6 70H7V68H6ZM46 70V69H45ZM56 70H58V69H56ZM60 70V69H59ZM66 70V69H65ZM68 71H63L64 72V74H63V76L65 77V79H64V81H61V82H63V83H60V84H67V82L68 83H70L69 82V80L68 81H66L67 80V74L65 73V72H68L69 73V69H67ZM71 70H73V69H71ZM142 70V71H141ZM209 70V71H208ZM252 70V69H251ZM46 71H50V73L49 74H54L55 73V70H53V72H51L52 70H50V69H48V70H46ZM61 71V70H60ZM87 71H89V70H87ZM74 72V74H76ZM80 72H83L82 70L80 71ZM90 72L91 71H89V72H86V74L88 73V75L90 74ZM113 72V71H112ZM112 72H110V74L112 73ZM114 72H115V69H114ZM128 72V73H127ZM153 72V71H152ZM164 72V71H163ZM162 72V73H163ZM43 73H47V72H43ZM58 74H59V72H57ZM57 73H55V74H57ZM73 73V71H71L70 73H69V75L70 74H72ZM85 73V72H84ZM107 73V72H106ZM154 75H157V71L155 72L154 71ZM160 73V71L158 72V74ZM48 74V75H49ZM51 74V75H52ZM54 74V75H55ZM60 74H62V72H60ZM66 74V75H65ZM79 74V73H78ZM81 74V73H80ZM79 74V77H77L76 79H78V78H80V76L82 75H80ZM85 74V75H86ZM93 74V73H92ZM114 74V73H113ZM117 74V76H119ZM47 75V74H46ZM68 75V76H69ZM85 75H82V78L81 79H83V76H85ZM163 75V74H162ZM264 75V74H263ZM58 76V75H57ZM71 76L72 75H70L69 77L71 78ZM73 76H75V75H73ZM101 76V75H100ZM119 76V78H121ZM159 75H157L156 77H158ZM14 77V76H13ZM63 77V78H64ZM98 77V76H97ZM144 77V78H145ZM5 78V79H4ZM57 78H59V76L57 77ZM63 78H62V76H61V78L60 79H62L63 80ZM69 78V79H70ZM74 78V77H73ZM124 78V79H123ZM126 78V79H125ZM127 78H128V80H127ZM160 78V77H159ZM72 79V78H71ZM70 79V80H71ZM158 79V78H157ZM262 79V78H261ZM13 80V79H12ZM59 80V79H58ZM211 80V81H210ZM222 80V81H221ZM223 80H225L224 82H226V84L223 82ZM11 81V80H10ZM92 81V80H91ZM149 81V80H148ZM13 82V81H12ZM131 83H133L132 81H130ZM222 82H223V84L224 85H226V87L225 86H223L222 85ZM234 82V83H233ZM237 83V85H236V83ZM57 83V82H56ZM71 83H73V82H71ZM70 83V84H71ZM130 83V84H131ZM207 83H205L206 85H207ZM233 84V85H236L237 87H236V89L238 90L239 88H241V90H240V92L239 93H233L232 95H231V93L232 92H235V88L234 87H231V85L230 86H228V84ZM2 84H5L4 82L2 83ZM2 84H1V86H2ZM16 83H14V85H15ZM28 83H26V85H27ZM59 84V85H60ZM65 84V86H59L58 87V91H56V87H53V91L55 92V93H57V94H59L60 93V95H61V92H63V91H65V89H69V88H67L68 87V85L69 84H67L66 85ZM80 84H81V82H80ZM83 84V83H82ZM95 84V83H94ZM10 85V84H9ZM33 85V84H32ZM57 85V84H56ZM55 85V86H56ZM93 85V84H92ZM91 85V86H92ZM125 85H124V87H125ZM150 85V84H149ZM205 85V86H206ZM238 85H240V87L238 86ZM1 86H0V88H1ZM5 86H7V85H4V87ZM13 85H11V87H12ZM30 86V85H29ZM39 86V85H38ZM38 86H34L33 85V87H38ZM69 86H71V85H69ZM78 86V85H77ZM80 86V85H79ZM228 86V87H227ZM15 87V86H14ZM31 87V86H30ZM50 87V86H49ZM51 87V88H52ZM128 87V86H127ZM144 87V86H143ZM147 88H148V86H146ZM207 87V86H206ZM207 87V88H208ZM225 87V88H224ZM8 88V87H7ZM10 88V87H9ZM8 88V89H9ZM13 88V87H12ZM38 88H41V89H43L42 87H38ZM44 88H45V86H44ZM48 88V87H47ZM122 88V87H121ZM126 88V87H125ZM207 88H206V92H207ZM228 89V91L229 92H231V93H229V94H227L228 93V91H227V89ZM11 89V88H10ZM14 89V88H13ZM209 89V88H208ZM70 90V89H69ZM68 90V91H69ZM143 90V93H145L144 94V100H145V102H146V97H147V94H146V92H144V90L145 89H142ZM1 91H4L3 90V87L1 88ZM6 91V90H5ZM12 91V90H11ZM16 91V90H15ZM47 91V90H46ZM66 92V95H67V93L68 94H70L69 92ZM121 91V90H120ZM227 92L226 93V97H222V95L224 96V92ZM14 92V91H13ZM51 92V91H50ZM59 92V93H58ZM129 93V91H124L123 92V90L121 91V94L122 93ZM7 93V92H6ZM53 93V92H52ZM64 93V92H63ZM62 93V94H63ZM126 93H125V97H126ZM54 94V93H53ZM74 94V93H73ZM72 94V95H73ZM80 94V93H79ZM89 94V93H88ZM206 94V93H205ZM205 94H204V96H205ZM209 93H208V95H210ZM4 95V94H3ZM56 95V94H55ZM59 95V97H61ZM77 95V94H76ZM76 95H73V97L74 96H76ZM130 95V94H129ZM207 95V96H208ZM235 95H238V96H235ZM2 96V95H1ZM1 96H0V98H1ZM53 96V95H52ZM58 96V95H57ZM63 96H65V93H64V95ZM62 96V97H63ZM78 96V95H77ZM91 96V95H90ZM227 96H228V98H227ZM131 97V96H130ZM206 97V96H205ZM230 97V98H229ZM65 98H67V97H65ZM78 98V97H77ZM148 98V97H147ZM225 98H227V99H225ZM240 98V99H239ZM64 98H62V100H63ZM131 99H132V97H131ZM55 100V99H54ZM64 100H67V99H64ZM71 100V99H70ZM70 100H69V102H70ZM209 101V102H208ZM3 102V101H2ZM66 102V101H65ZM147 102H149V101H147ZM4 103V102H3ZM71 103H72V101H71ZM151 103V102H150ZM217 103V102H216ZM0 104H2L1 102H0ZM68 104H70V103H68L67 102V104H65L64 106H65V113H66V111H68V110H66V107L68 106ZM144 104H146V103H144ZM3 105V104H2ZM67 105V106H66ZM149 105H151V104H149ZM148 106V105H147ZM152 106V105H151ZM151 106H149V107H151ZM218 106V107H217ZM242 106V105H241ZM2 107V106H1ZM69 107V106H68ZM74 107V106H73ZM72 107V108H73ZM101 107V106H100ZM154 106H152V108H153ZM155 107H157V106H155ZM154 107V108H155ZM148 108V107H147ZM45 110H44V112H43V114H45V113H47V112H50V111H58V110H56L55 109V107H53V109H52V107H46V108H44ZM55 109V110H54ZM60 109V108H59ZM63 109V110H64ZM75 109V108H74ZM2 109L0 108V111H1ZM61 110V109H60ZM150 110V109H149ZM153 110H155V109H153ZM196 110V111H197ZM197 111V112H198ZM151 112V114L150 115H152V109L149 111V113ZM155 112H157V111H155ZM165 113H166V111H164ZM64 113V114H65ZM92 113V112H91ZM105 113V112H104ZM149 113L147 112V114L149 115ZM28 114V113H27ZM29 114H30V116H31V114L32 113H30L29 112ZM28 114V115H29ZM55 114V113H54ZM89 114V113H88ZM120 114V113H119ZM156 115H158L159 113L157 112V113H155ZM154 113H153V115L151 116V117H153L154 115H155ZM200 114V113H199ZM38 115H40V117H41V115H42V113H40V114H32V116H33V118L34 117H37L38 118ZM91 115V114H90ZM118 115V114H117ZM147 115V116H148ZM149 115V116H150ZM32 116H31V118H32ZM43 116V115H42ZM65 116V115H64ZM126 116V115H125ZM125 116H123V117H125ZM159 116V115H158ZM157 116V117H158ZM259 117V118H257V117ZM150 117V118H151ZM36 118V119H37ZM102 118V117H101ZM118 118V117H117ZM121 118V117H120ZM249 118H252V120H256V126H253V127H250V126H248L247 124H246V120L247 119H249ZM35 119V118H34ZM38 119H40V118H38ZM56 119V118H55ZM54 119V120H55ZM148 119V118H147ZM153 119V118H152ZM174 119H176V118H174ZM65 120V119H64ZM73 120H75V119H73ZM72 120V121H73ZM77 120V119H76ZM90 120V119H89ZM96 120V119H95ZM94 120V121H95ZM150 120V119H149ZM154 120H155V118H154ZM153 120V122L155 123V121ZM161 122H160V121ZM100 121V120H99ZM148 121V120H147ZM152 121V120H151ZM53 122V121H52ZM98 122V121H97ZM159 122H160V124H161V126H159L160 124H159ZM214 124H213V123ZM38 123V122H37ZM116 123H118V122H116ZM153 123V124H154ZM157 123V122H156ZM178 123V122H177ZM211 123V125H210V129H207V126L209 125ZM41 124V123H40ZM51 124V123H50ZM121 124V123H120ZM145 124V123H144ZM175 124H176V126H175ZM39 125V124H38ZM90 125H92V124H90ZM152 124H150V126H151ZM95 126V125H94ZM113 126V125H112ZM149 126V125H148ZM154 126V125H153ZM179 126V125H178ZM115 127V126H114ZM157 127V128H158ZM155 128V127H154ZM152 129V128H151ZM179 129V128H178ZM153 130V131H154ZM122 131V130H121ZM89 132V131H88ZM119 132V131H118ZM155 132V133H156ZM180 132V131H179ZM91 133V132H90ZM153 133V132H152ZM190 133V134H191ZM123 134V133H122ZM154 134V133H153ZM71 135V134H70ZM89 135V134H88ZM103 135V134H102ZM175 135H173V139H174V136ZM115 136H116V133H115ZM120 136V135H119ZM122 136V138L124 137L123 135H121ZM152 136V135H151ZM154 136V135H153ZM175 136V137H176ZM103 137V136H102ZM177 137V138H178ZM68 138V137H67ZM98 138H101V137H98ZM37 139V138H36ZM102 139V138H101ZM116 139V138H115ZM119 139H121V137H119ZM171 139V138H170ZM98 140V139H97ZM96 139H95V141H97ZM117 140V139H116ZM122 140H124V139H122ZM122 140H120V141H122ZM78 141V140H77ZM89 141V140H88ZM139 141V140H138ZM141 141V140H140ZM139 141V142H140ZM37 142V141H36ZM60 142V141H59ZM134 142V141H133ZM249 142H251L250 144H248L247 145V143H249ZM39 142H37V144H38ZM42 143V142H41ZM70 143V142H69ZM100 143V142H99ZM40 144V143H39ZM115 144V143H114ZM113 144V147H116L115 145ZM117 144V143H116ZM123 144V143H122ZM139 144V145H138ZM138 144H134V145H138L137 147H138V149H139V146H141L142 148H143V146H145V141H143L142 140V142L141 143H138ZM189 144H191V143H189ZM67 145V144H66ZM70 145V144H69ZM75 145V144H74ZM133 145V144H132ZM8 146V145H7ZM7 146H5V144L3 143V141H2V143H0V162H3V163H5L6 161L5 160H7V158L9 157V155H10V153L8 152V151H10V150H8V148H7ZM39 146H41V145H38V147ZM121 146V145H120ZM123 146V145H122ZM130 147H132L131 146V144H130ZM136 147V148H137ZM11 148V147H10ZM9 148V149H10ZM40 148V147H39ZM43 148V147H42ZM123 148V147H122ZM143 148V149H144ZM38 149V148H37ZM91 149V148H90ZM116 149H117V147H116ZM118 149H119V147H118ZM121 149V148H120ZM120 149L119 150H116L115 151V153H117V151H120ZM49 150V149H48ZM89 150V149H88ZM114 150H115V148H114ZM101 151V150H100ZM127 151V150H126ZM114 152V151H113ZM119 153V152H118ZM123 153H124V151H123ZM38 154V153H37ZM36 154V156H38ZM126 154V153H125ZM12 155V154H11ZM48 156H50V154L48 153L47 154ZM123 155V154H122ZM13 156V155H12ZM12 156H10L11 158H12ZM53 158H50V159H54V161H58L59 159H58V157H57V155L55 154V155H51ZM97 156V155H96ZM134 156V155H133ZM35 157V156H34ZM11 158H10V160H11ZM130 158V157H129ZM134 158V159H135ZM97 159V158H96ZM136 159L134 160V161H136ZM9 160V159H8ZM90 161V160H89ZM133 161V160H132ZM133 161V162H134ZM9 161H7L6 163H8ZM52 162H53V160H52ZM92 162V161H91ZM101 162V161H100ZM108 162V161H107ZM125 162V161H124ZM124 162H122V163H124ZM132 162V163H133ZM20 163V162H19ZM19 163H18V165H19ZM117 163V162H116ZM1 164V163H0ZM55 164H57V163H55ZM108 164V163H107ZM113 164V167L114 166H116L117 164H119V161H118V163L115 165V163L113 162L112 163ZM3 165V164H2ZM5 165V164H4ZM8 165V164H7ZM6 165V166H7ZM101 165V164H100ZM111 165V164H110ZM109 164L108 165H101V166H104V167H106V170H105V172L107 171V170H110V168L112 167V165L110 166ZM5 166V167H6ZM87 166V165H86ZM117 166H119V165H117ZM1 167V166H0ZM120 167V166H119ZM2 168V167H1ZM0 168V169H1ZM54 168V167H53ZM87 168L89 169V170H92V171H89L90 172V174L92 173V176L93 177H95L96 179L95 180H98V181H95V183L97 182H99V183H101V182H103L102 180L103 179H101L100 177H98V174H96L94 171H95V169L93 170V169H90L91 168V166H90V168H89V165L87 166ZM58 169V168H57ZM70 170V169H69ZM112 170H113V168H112ZM32 171V170H31ZM71 171V170H70ZM73 171V170H72ZM141 172H143V173H145L146 175L145 176H142V178L143 177H146L147 176V178H145V180H143L142 178H141V176L140 175H143V173L141 174ZM70 173V172H69ZM75 173H76V171H75ZM115 173H117V172H115ZM3 173H1L0 175L2 176V177H4L3 175H2ZM10 174V173H9ZM61 174V173H60ZM72 174H74V172L72 173ZM79 174V173H78ZM6 175V174H5ZM57 175V174H56ZM113 174H111V177H113L112 176ZM118 175V174H117ZM216 175H218V176H223L224 177V180L223 179H220V180H218L217 178H216ZM0 176V177H1ZM104 176V175H103ZM1 177V178H2ZM33 177V176H32ZM57 177H58V175H57ZM111 177H109V178H111ZM6 178V177H5ZM99 178V179H98ZM108 178V177H107ZM108 178V179H109ZM37 179V178H36ZM100 179H101V181H100ZM7 180V179H6ZM38 180V179H37ZM60 180V179H59ZM86 180V179H85ZM88 180V179H87ZM112 181L114 180V179H111ZM80 182V181H79ZM107 182V181H106ZM108 182H110V180L108 181ZM115 182V181H114ZM125 182V181H124ZM96 183V184H97ZM72 184V183H71ZM126 184V183H125ZM238 184V185H237ZM9 185H10V183H9ZM73 185V184H72ZM80 185V184H79ZM86 185V184H85ZM41 186V185H40ZM42 186H43V184H42ZM36 187V186H35ZM86 187H90V186H88V185H86ZM95 187V186H94ZM45 188V187H44ZM91 188V187H90ZM123 188H121V189H123ZM257 188V189H258ZM43 189V188H42ZM42 189L40 190V187H39V189H38V192L40 193L41 191H42ZM120 189V188H119ZM121 189L119 190L120 192H122L121 191ZM37 190V189H36ZM44 191L46 192L47 190H44L43 189V194H45L44 193ZM64 191V190H63ZM123 191V192H124ZM260 191V190H259ZM19 192V191H18ZM42 192H41V194H42ZM122 194V193H121ZM74 195V194H73ZM123 195V194H122ZM129 195V196H128ZM46 196V194L45 195H41L40 196V198H31V201H32V203H33V206L36 208V212H35V214H34V216L36 215V217H37V215H38V217L39 218H41V216L39 215V214H41V213H39L40 211H41V209L43 210V212H45L44 214L46 215L44 218L46 219H44L43 217H42V219H43V221L45 220L46 222H47V225H48V227L50 228V231H49V233H47V235H45V236H47V238H46V240H44V238H43V240H44V242H43V245H44V243L47 245V243L48 244H51V245H55V244H57V245H59V244H61V243H59L60 241L58 240L59 238L57 237V236H59L58 235V233H60V231H61V229L58 231V233H56L55 231V227L57 228V225L60 223L61 224V222H60V220L58 221L57 219H59V218H57L58 216H57V214L55 215V210H53V206L51 207L50 205H52V204H50L49 205V203L50 202H47L46 201V198L47 197H45ZM66 197H68V196H66ZM79 197V196H78ZM143 197L145 198V200L143 199ZM49 198V197H48ZM67 199V198H66ZM1 200H3V197L1 198ZM5 200V199H4ZM4 200H3V211H2V220H0V238H1V241H0V247H2V245L3 246H5L4 247V250L2 251V249L0 250V264H47L45 261L47 260V254H46V252L45 251H43L41 248H40V245L37 243V240L36 239H34L33 237H30V239L28 240V242H24L23 240H21V233H23V232H21L23 229H22V227L19 229H15L14 227H12V225H11V221H10V219H13L12 218V216H10L9 214L10 213H8V208L6 207L7 206V204L8 203H6V205H5V202H4ZM70 200V199H69ZM50 201V200H49ZM166 201H168V202H170L171 203V205L172 206H174V209L173 210H171V211H168L167 210V207H166V203L165 202ZM255 202L257 203V205L255 204ZM255 202H253V204H255V206H260L259 207V210L261 211L262 209H264V199L263 200H255ZM1 205V206H2ZM201 205H206V207L204 208V209H201L200 208V206ZM41 208V209H40ZM253 208H255L254 206H253ZM106 209V208H105ZM40 210V211H39ZM1 211V210H0ZM108 211H110V210H108ZM177 217L178 216V218L176 219V217L174 218V219H176V221H178L176 224H175V226H172L171 224H170V218L172 217V216H174V215ZM170 215H172V216H170ZM32 216H33V214H32ZM57 216V217H56ZM125 216H123V217H125ZM38 217L37 218H35V217H32L33 219H38ZM88 217V216H87ZM95 217V216H94ZM93 217V218H94ZM258 217H259V220L263 223L262 225H263V227H264V212H262V213H259V215H258ZM84 218V217H83ZM41 219V220H42ZM179 219H181L180 221H179ZM86 220V219H85ZM13 221V220H12ZM88 221H90L91 222V224H92V222H94L93 224H92V226L94 225V227H91V224H87L88 223ZM98 222L100 223V224H98ZM18 222H16V224H17ZM45 223V222H44ZM83 223V222H82ZM226 223V224H227ZM60 224H59V226H60ZM14 225V224H13ZM45 225H46V223H45ZM46 225V226H47ZM74 225V224H73ZM79 224H77V226H78ZM217 225V226H216ZM18 226V225H17ZM58 226V227H59ZM80 226H81V224H80ZM47 227V228H48ZM64 227V226H63ZM75 227V226H74ZM74 227H72V229L74 228ZM82 228H83V225L81 226ZM17 228V227H16ZM24 228V227H23ZM61 228V227H60ZM86 228V227H85ZM118 228V229H117ZM222 228V227H221ZM25 229V228H24ZM75 230H76V227L74 228ZM80 229V228H79ZM87 229V228H86ZM58 230V229H57ZM69 230H70V228H69ZM78 230V229H77ZM80 230H82V229H80ZM26 231V230H25ZM30 231V230H29ZM46 231V230H45ZM48 231V230H47ZM64 231H65V229H64ZM252 231V230H251ZM62 232V231H61ZM90 232V231H89ZM88 232V233H89ZM261 232V231H260ZM31 233V232H30ZM68 233V232H67ZM252 234L249 236V237H251L252 238V240L253 241H255V245L253 246V248L250 250V255H251V257H252V259L254 260V262L256 263V264H264V259L261 257L262 256V252L264 251V236H263V234L261 235L258 231H254L253 230V232H251ZM25 234V233H24ZM28 234V233H27ZM44 234H45V232H44ZM57 235V236H56ZM61 235V234H60ZM63 235V234H62ZM60 237H62L61 239H63L64 237L63 236H60ZM188 239H190V240H188ZM193 239V240H194ZM247 239V238H246ZM59 241V242H58ZM82 241V240H81ZM58 242V243H57ZM83 242V241H82ZM191 242H192V240H191ZM116 243H118V244H116ZM189 244V243H188ZM62 245H63V243H62ZM105 245H108V246H115V249L114 248H112L113 250L112 251H110V252H108L109 251V248L107 247V246H105ZM48 247H49V250H47V251H50V246L49 245H47ZM81 246V245H80ZM60 247V246H59ZM82 247V246H81ZM58 249H60V248H58ZM62 249H63V246L61 247V252L59 253V254H61L62 253ZM59 250V251H60ZM101 250H103L102 252H101ZM110 250H111V247H110ZM66 253H67V251H66ZM48 254H49V252H48ZM58 254V257H59V259H64L63 257H61V255H63V254H61V255H59ZM72 256H73V254H72ZM61 257V258H60ZM74 257V256H73ZM51 256H50V260H51ZM57 258V257H56ZM49 259V258H48ZM66 259V258H65ZM49 260V261H50ZM52 261V260H51ZM54 261V260H53ZM53 261L52 262H50V263H53ZM61 261V260H60ZM65 261V260H64ZM55 262V261H54ZM68 262H66V263H63V264H68ZM60 264H62V262H59Z\"/></svg>","mask_w":264,"mask_h":264},{"label":"crops","instance_id":"obj_3","mask_svg":"<svg viewBox=\"0 0 264 264\" xmlns=\"http://www.w3.org/2000/svg\"><path fill=\"white\" fill-rule=\"evenodd\" d=\"M254 244L244 239L238 243L223 241L207 254H198L187 264H256L250 255Z\"/></svg>","mask_w":264,"mask_h":264}]
</instances>
